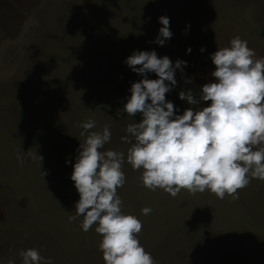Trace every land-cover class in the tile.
Wrapping results in <instances>:
<instances>
[{"label":"rangeland","instance_id":"1","mask_svg":"<svg viewBox=\"0 0 264 264\" xmlns=\"http://www.w3.org/2000/svg\"><path fill=\"white\" fill-rule=\"evenodd\" d=\"M160 16L172 33L163 45ZM236 36L264 58V0H0V264H22L19 253L29 248L42 264H105L95 225L85 232L82 217L69 219L88 120L90 131L109 127L103 151L125 153L121 210L141 221L137 238L155 264H264V180L250 179L237 199L186 189L172 197L143 185L121 140L142 119L124 111L132 83L157 78L134 72L128 56L154 50L186 62L166 93L182 115L210 104L199 94L215 81L211 56ZM181 91L198 103L180 99Z\"/></svg>","mask_w":264,"mask_h":264},{"label":"clouds","instance_id":"2","mask_svg":"<svg viewBox=\"0 0 264 264\" xmlns=\"http://www.w3.org/2000/svg\"><path fill=\"white\" fill-rule=\"evenodd\" d=\"M158 19L162 27L156 43L163 45L172 35L170 22L166 16ZM255 56L239 36L229 47L217 49L211 56L215 81L202 85L199 94L200 100L210 104L197 111L185 109L182 115H175L166 93L177 83L174 68L186 62L173 64L154 50L134 52L126 58L134 72L142 76L154 72L157 76L133 82L124 105L129 117L142 115L139 122L126 127L127 135L121 140L131 145L127 163L134 170H143L141 179L146 188L163 189L172 197L186 189L192 194L208 190L220 199L226 195L237 199L238 190L248 186L250 179L264 180V58ZM178 95L189 104L198 103L190 92ZM81 127L80 135L86 138L80 143L70 177L79 200L75 215L69 219L82 217L85 232L95 225V232L102 237L99 249L105 264H155L137 238L141 221L121 210L117 189L125 183V153L102 150L111 139L108 126L90 131L95 121L88 120ZM38 157L41 163L42 157ZM141 211L148 215L152 210L145 207ZM19 255L22 264L44 261L34 248ZM45 264H52L51 258Z\"/></svg>","mask_w":264,"mask_h":264}]
</instances>
